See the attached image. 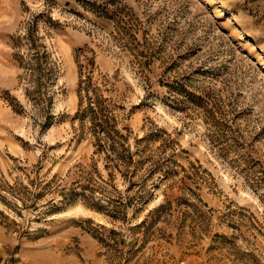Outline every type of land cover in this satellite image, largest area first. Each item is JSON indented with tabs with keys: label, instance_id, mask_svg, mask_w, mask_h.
I'll use <instances>...</instances> for the list:
<instances>
[{
	"label": "rangeland",
	"instance_id": "1",
	"mask_svg": "<svg viewBox=\"0 0 264 264\" xmlns=\"http://www.w3.org/2000/svg\"><path fill=\"white\" fill-rule=\"evenodd\" d=\"M0 264H264V0H0Z\"/></svg>",
	"mask_w": 264,
	"mask_h": 264
},
{
	"label": "trees",
	"instance_id": "2",
	"mask_svg": "<svg viewBox=\"0 0 264 264\" xmlns=\"http://www.w3.org/2000/svg\"><path fill=\"white\" fill-rule=\"evenodd\" d=\"M78 94L80 108L83 107V103H86L85 107L80 109L78 116L81 121L87 119L90 122L89 129L93 136L95 151L106 153L105 158L110 159L109 161L121 162L123 165L131 164L132 156L124 154L126 150L123 145L126 137L116 128L112 111L105 105L106 99L92 87L89 75L83 77L81 75Z\"/></svg>",
	"mask_w": 264,
	"mask_h": 264
}]
</instances>
